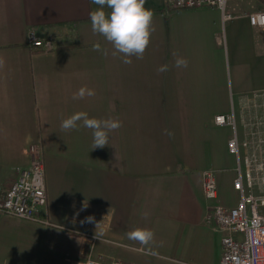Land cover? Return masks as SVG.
<instances>
[{"label":"crops","instance_id":"crops-1","mask_svg":"<svg viewBox=\"0 0 264 264\" xmlns=\"http://www.w3.org/2000/svg\"><path fill=\"white\" fill-rule=\"evenodd\" d=\"M98 7L90 0H0V193L29 167L37 146L47 194L41 216L56 225L33 223L42 252L78 255L67 264H221L226 233L205 222L211 204L203 172L216 174L217 203L235 208L233 132L215 118L234 108L243 133L246 98L264 95V29L246 17L262 6L229 0L232 19L224 22L216 8L174 11L167 0H146L154 30L143 58L130 57L131 64L93 33L89 13ZM32 31L59 35L60 48L33 51ZM177 57L186 68L174 66ZM165 64L169 70L158 73ZM82 87L95 96L74 100ZM80 111L119 119L122 127L92 150V130L82 121L61 128ZM135 228L151 230L153 239H129Z\"/></svg>","mask_w":264,"mask_h":264},{"label":"built area","instance_id":"built-area-1","mask_svg":"<svg viewBox=\"0 0 264 264\" xmlns=\"http://www.w3.org/2000/svg\"><path fill=\"white\" fill-rule=\"evenodd\" d=\"M262 8L248 14L253 27L264 29V0H256ZM174 11L216 8L223 12L224 22L232 19L226 14L229 0H167ZM59 35L41 37L30 32L28 46L36 52L52 53L60 48ZM264 95L247 97L240 115L243 133L240 132L238 112L233 108L228 115L215 118L217 127L232 129L228 150L236 159L234 189L240 200L235 208L217 203L218 185L214 171L203 172V193L209 202L205 222L226 233L222 239L221 264H264ZM47 206L45 165L43 152L37 146L30 148V165L22 170L18 179L0 193V217H15L46 227H56L41 214ZM240 235L236 238L235 235ZM85 264H133L122 261L104 262L89 258Z\"/></svg>","mask_w":264,"mask_h":264},{"label":"clouds","instance_id":"clouds-1","mask_svg":"<svg viewBox=\"0 0 264 264\" xmlns=\"http://www.w3.org/2000/svg\"><path fill=\"white\" fill-rule=\"evenodd\" d=\"M92 4L99 7L90 11L89 18L93 33L99 34L112 45L115 54H120L123 63L131 64L130 57L142 59L147 50L153 32L154 13L146 8V0H90ZM107 9V11L105 10ZM94 50L101 51L100 46H94ZM106 54V53H105ZM3 61H0L2 66ZM185 58L177 57L175 67H187ZM168 65L157 68L158 73L168 71ZM85 96H95L93 89L81 88L73 94L72 98L83 99ZM82 121L85 128L92 130L93 149L103 148L108 144L109 134L122 127L119 119L89 118L86 112L80 111L65 118L61 122V128L65 131L77 128L78 122ZM171 135V133H168ZM264 169V165H259ZM91 217L88 218L91 221ZM154 234L147 228H135L128 233L129 239L147 244L153 239Z\"/></svg>","mask_w":264,"mask_h":264},{"label":"rangeland","instance_id":"rangeland-1","mask_svg":"<svg viewBox=\"0 0 264 264\" xmlns=\"http://www.w3.org/2000/svg\"><path fill=\"white\" fill-rule=\"evenodd\" d=\"M264 217V212L262 213ZM40 227L15 217H0V264H67L77 254L53 255L41 251L35 235Z\"/></svg>","mask_w":264,"mask_h":264}]
</instances>
